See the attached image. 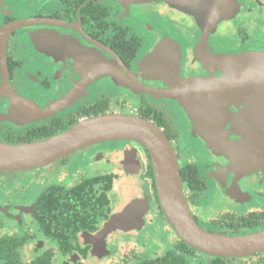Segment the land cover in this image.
Returning a JSON list of instances; mask_svg holds the SVG:
<instances>
[{
    "label": "flooded vegetation",
    "instance_id": "obj_1",
    "mask_svg": "<svg viewBox=\"0 0 264 264\" xmlns=\"http://www.w3.org/2000/svg\"><path fill=\"white\" fill-rule=\"evenodd\" d=\"M222 8L213 21L167 0H0V142L41 141L105 114L139 116L169 139L199 226L229 236L264 231V140L237 122L250 91L229 97L218 125L198 100L188 112L140 91L200 85L231 72L216 59L264 51V0ZM253 65L244 63L242 81ZM124 211L130 226L108 227ZM42 260L264 264V251L219 256L185 244L161 207L148 150L120 139L0 171V264Z\"/></svg>",
    "mask_w": 264,
    "mask_h": 264
},
{
    "label": "water",
    "instance_id": "obj_2",
    "mask_svg": "<svg viewBox=\"0 0 264 264\" xmlns=\"http://www.w3.org/2000/svg\"><path fill=\"white\" fill-rule=\"evenodd\" d=\"M167 1L199 20L210 18L217 21L227 12L222 8V4L228 3L229 0ZM246 61L255 62V65L247 71L249 79L244 82L240 79V70L245 67ZM215 62L222 71L231 68V72L228 75L227 72L223 73L221 77L200 85H196L195 80H190L185 81L184 86L166 91H140L172 97L188 112L194 109L193 103L198 100L213 110L211 115L217 118V121H210L211 125H216L224 116V103L232 94L246 88L252 94V100L237 117V122L246 133L264 140V51L219 58ZM229 75L231 82L228 80ZM209 101L211 104L207 105ZM120 139L137 141L148 150L161 207L169 225L185 244L206 254L219 256H245L264 251V231L229 236L216 234L199 226L184 196L177 158L169 139L155 124L139 116L105 114L75 123L69 129L41 141L24 144L0 142V171L37 168L93 143ZM128 214L129 211H124L117 215L109 222L108 227L113 224L129 227Z\"/></svg>",
    "mask_w": 264,
    "mask_h": 264
},
{
    "label": "trees",
    "instance_id": "obj_3",
    "mask_svg": "<svg viewBox=\"0 0 264 264\" xmlns=\"http://www.w3.org/2000/svg\"><path fill=\"white\" fill-rule=\"evenodd\" d=\"M36 264H48V262L42 260V261L37 262Z\"/></svg>",
    "mask_w": 264,
    "mask_h": 264
},
{
    "label": "rangeland",
    "instance_id": "obj_4",
    "mask_svg": "<svg viewBox=\"0 0 264 264\" xmlns=\"http://www.w3.org/2000/svg\"><path fill=\"white\" fill-rule=\"evenodd\" d=\"M225 1H227V0H225Z\"/></svg>",
    "mask_w": 264,
    "mask_h": 264
}]
</instances>
